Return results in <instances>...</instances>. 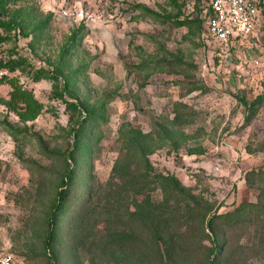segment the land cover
Wrapping results in <instances>:
<instances>
[{
  "label": "rangeland",
  "instance_id": "1",
  "mask_svg": "<svg viewBox=\"0 0 264 264\" xmlns=\"http://www.w3.org/2000/svg\"><path fill=\"white\" fill-rule=\"evenodd\" d=\"M205 5L0 0V62H20L0 64V252L14 264L52 263L42 244L66 169L53 153L72 149L81 126L89 144L51 245L55 264H205L215 238L200 211L257 200L259 179L248 174L264 170V104L245 124L239 98L264 90L263 37L214 52L199 34ZM80 26L76 50L62 59ZM167 174L185 188L179 202L165 192ZM184 200L197 213L183 212ZM217 237L220 261L264 264L258 227Z\"/></svg>",
  "mask_w": 264,
  "mask_h": 264
},
{
  "label": "trees",
  "instance_id": "2",
  "mask_svg": "<svg viewBox=\"0 0 264 264\" xmlns=\"http://www.w3.org/2000/svg\"><path fill=\"white\" fill-rule=\"evenodd\" d=\"M206 1V0H205ZM207 2V1H206ZM256 4L258 5L261 11V18H262V25L260 26L262 30V39L264 45V0H255ZM209 12V7L205 5L200 9V16L198 18L199 22V34L201 33L204 23L206 21L207 13ZM154 16V14H151ZM3 21H0V26H3ZM81 26L75 30L68 41V43L64 46L61 51V58L67 59L70 57L74 51L76 50V38L80 35ZM78 37V42H79ZM2 66H8L10 69H15L20 65V62L17 60H8L5 63L0 62ZM45 76L47 78L56 79L55 76L51 75L50 73H45L41 71L38 75L39 78ZM4 77H0V82L3 81ZM62 97V95L60 94ZM31 98V97H30ZM239 101L245 107V114H244V123L248 124L253 116L255 115L258 108L264 104V90L256 95L251 100H247L244 97H240ZM67 106L77 108L75 104L71 103L70 101L64 100ZM89 117L92 119L101 118L99 115L98 110H89ZM11 130V134L17 131L13 127L9 126ZM16 130V131H15ZM74 139L72 149L68 150L67 152H55L53 155L57 160H64L66 164V169L64 174L60 177V181L57 185V188L53 194L52 202L50 204V208L47 215V231L44 238V242L42 247L44 251L48 252L49 257L52 259V263L55 264L56 261V253H54L53 248L51 247L57 240L56 235L59 231V222L61 219V214L63 209L66 208L67 204L71 199V184L75 179L76 176V157L79 152L87 153L88 148V141L82 140V138L86 135L85 128L83 130V126L75 128L73 130ZM72 163V164H70ZM254 174L259 179V183L256 188L258 190L257 193V200L256 201H246L240 202L238 205L234 206L231 210L225 212H218V210L213 211H200V219L204 228L210 232L214 239V244L210 249L208 257L206 258L205 264H230L229 262H222L220 261L219 257L221 254V246L222 243L218 242L217 233L219 229L224 228H248L249 226H254L259 228V233L264 236V170L258 169L251 171L248 175ZM166 185V193L173 197V200L179 202L183 195L185 194V188L181 185L175 175L167 174L160 177ZM246 182L250 187L254 186V180L252 176L246 177ZM186 202V203H185ZM195 201H185L182 206L183 212H186L187 215L197 213L195 211L198 210L200 207L196 204ZM69 205V204H68ZM157 218V217H156ZM15 261V260H14ZM15 263V262H14Z\"/></svg>",
  "mask_w": 264,
  "mask_h": 264
},
{
  "label": "built area",
  "instance_id": "3",
  "mask_svg": "<svg viewBox=\"0 0 264 264\" xmlns=\"http://www.w3.org/2000/svg\"><path fill=\"white\" fill-rule=\"evenodd\" d=\"M209 7L200 38L214 52L229 53L246 39L260 41L263 33L258 25L261 11L255 0H206ZM254 59L252 64H258ZM0 264H14L13 255L0 252Z\"/></svg>",
  "mask_w": 264,
  "mask_h": 264
}]
</instances>
